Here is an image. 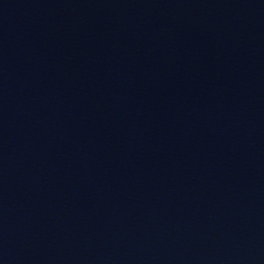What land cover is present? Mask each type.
<instances>
[{
	"label": "water",
	"instance_id": "1",
	"mask_svg": "<svg viewBox=\"0 0 264 264\" xmlns=\"http://www.w3.org/2000/svg\"><path fill=\"white\" fill-rule=\"evenodd\" d=\"M0 264H264V0H0Z\"/></svg>",
	"mask_w": 264,
	"mask_h": 264
}]
</instances>
